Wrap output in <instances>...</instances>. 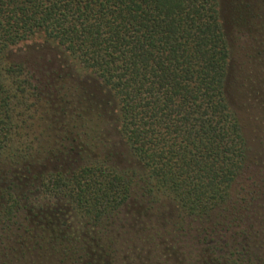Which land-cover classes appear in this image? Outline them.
I'll list each match as a JSON object with an SVG mask.
<instances>
[{
    "label": "trees",
    "instance_id": "trees-1",
    "mask_svg": "<svg viewBox=\"0 0 264 264\" xmlns=\"http://www.w3.org/2000/svg\"><path fill=\"white\" fill-rule=\"evenodd\" d=\"M229 53L220 0H0V264H264Z\"/></svg>",
    "mask_w": 264,
    "mask_h": 264
},
{
    "label": "rangeland",
    "instance_id": "rangeland-1",
    "mask_svg": "<svg viewBox=\"0 0 264 264\" xmlns=\"http://www.w3.org/2000/svg\"><path fill=\"white\" fill-rule=\"evenodd\" d=\"M244 3L249 4V0H220V12L230 51L227 98L240 120L249 157H252L264 145L263 110L254 103L251 94L258 92L264 96V15L249 20L248 14L243 12ZM12 53L14 60L22 62L36 75L58 67L54 52L47 48L37 50L31 41L16 46ZM30 201L38 205L48 202L47 196L38 192H32ZM66 220L72 232L79 230L80 223L74 213H68Z\"/></svg>",
    "mask_w": 264,
    "mask_h": 264
}]
</instances>
